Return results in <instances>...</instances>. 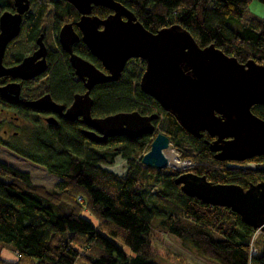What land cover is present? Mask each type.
<instances>
[{
  "label": "trees",
  "instance_id": "1",
  "mask_svg": "<svg viewBox=\"0 0 264 264\" xmlns=\"http://www.w3.org/2000/svg\"><path fill=\"white\" fill-rule=\"evenodd\" d=\"M116 1L153 32L178 24L202 47L214 44L240 63L254 60L264 65V17L243 22L250 4H264V0ZM53 4L59 5V1ZM42 12L43 7L28 19L39 24ZM111 12L103 6L92 9L101 19ZM73 18L70 14L60 20ZM59 68L55 70L57 96L64 98L76 88L65 78L63 63ZM135 84V79L123 74L115 82L100 85L93 91L92 116L158 114L155 128L170 143L176 142L183 160L192 161L193 168L186 172L213 184L237 185L244 190L264 182V168L259 167L264 158L239 163H254L259 167L255 169L215 161L203 140L188 135ZM251 112L264 120V105L253 106ZM77 127L64 123L52 131L36 128L26 144L8 146L16 156L43 167L58 183L47 190L32 184L28 173L0 162V247L10 248L18 257L16 262L0 257V264H159L157 259L184 264L180 257L183 249L210 264H264V236L254 240L255 230L238 215L183 195L175 184L180 173L141 166V157L158 131L133 140L114 137L95 143L84 138ZM203 137L208 138L206 133ZM117 157L127 165L122 177L100 167L112 165ZM155 185L156 191L151 189ZM155 227L181 251L157 246ZM251 248L256 251L254 256Z\"/></svg>",
  "mask_w": 264,
  "mask_h": 264
},
{
  "label": "water",
  "instance_id": "2",
  "mask_svg": "<svg viewBox=\"0 0 264 264\" xmlns=\"http://www.w3.org/2000/svg\"><path fill=\"white\" fill-rule=\"evenodd\" d=\"M66 1L81 14L76 25L82 41L108 71L105 75L71 53V66L75 75L86 81L87 91L75 95L63 117L67 120L82 117V122L93 131L83 132L88 140L101 143L113 137L135 139L154 135L158 114L120 112L103 118L90 115L91 88L117 81L130 59H140L145 63L139 81L141 92L173 116L187 134L199 139L205 132L215 138L209 149L217 153V161L240 163L264 156V120L251 112L253 106L264 105L263 64L254 60L240 63L214 44L202 47L178 24L153 32L116 0ZM14 4L15 14L3 12L0 16V75L32 79L45 70L44 59L35 63L44 54L40 41L38 51L18 67L6 70L1 64L2 50L18 34L21 14L28 10L29 0H14ZM93 6H103L112 12L100 19L90 15ZM59 38L68 52L78 39L68 23L62 26ZM7 91L0 89L3 97ZM25 105L40 110H63L49 95ZM170 148L167 136L159 132L149 151L141 157V164L158 171L169 168L164 152ZM177 172L180 174L175 184L183 195L205 205L229 209L242 223L264 235V182L244 190L237 185L213 184L191 172Z\"/></svg>",
  "mask_w": 264,
  "mask_h": 264
},
{
  "label": "flooded vegetation",
  "instance_id": "3",
  "mask_svg": "<svg viewBox=\"0 0 264 264\" xmlns=\"http://www.w3.org/2000/svg\"><path fill=\"white\" fill-rule=\"evenodd\" d=\"M35 1L37 3L33 4V2L29 0L28 10L21 14L18 34L4 46L1 54V64L4 69L8 70L18 67L24 59L29 58V56L36 53L40 48L41 43L44 47L43 56L40 55L39 58L35 60V63H38L41 59H44L45 61V70L40 75L32 79H22L20 77H12L10 75H0V89L7 88L8 90L4 95L5 97H3L0 93V103L4 104L0 105V146L6 148L7 150H9L8 146L10 147L13 145L17 147L19 144H26L29 135L33 133V129L41 128V130L52 131L53 128H61L64 123L73 124L76 127L79 125V127H77L78 130L84 138L88 140L83 132L93 131L82 122V117L79 116L73 120H67L63 117L66 110L73 103L75 95H83L87 91L86 81L79 79L75 75V70L71 66V53L90 63L99 72L105 75L108 74V71L105 69L102 62L97 59L94 54H92L87 45L81 39V30L76 25V23L80 20L81 14L77 11V9L66 0H53L52 2L50 0ZM57 1H59V5L53 4L54 2L57 3ZM41 7H43V12L41 14L40 23L38 24L36 21L29 20L28 17H32L33 15L36 16L39 8ZM16 11L17 9L14 4V0H0V16L3 12L15 14ZM70 14H72L75 18L65 21L62 19L60 20L62 16L68 17ZM90 15H95L92 13V10ZM47 16L49 17L50 24L52 26V41L48 40L46 34L47 25L45 23V19ZM67 23L72 25V28L78 37V39L72 43L71 52H68L63 48L59 38L62 26ZM98 28L101 29L102 26L99 25ZM38 41L41 43L39 44ZM60 62L64 65L63 70H65L67 75L65 78L69 79L71 87L76 88L75 91H72L69 96H65L64 98L57 96V74H55V70L56 72L57 68L61 70V68H59ZM144 71V61L140 59H130L125 64L120 77L125 74L131 79H135V86L137 85L140 90L139 81ZM107 83L97 84L90 90V98L92 100L90 115L92 118H103L92 116L93 91L97 90L100 85H106ZM36 86H42L39 93L33 90ZM15 90L17 93L14 92ZM47 95L50 96L51 100L56 105L63 108L61 112L46 109L40 110L25 105L26 103L34 102ZM4 106H9V108ZM48 120H51V122ZM204 133L205 132L202 133V136L199 139L203 140L205 146L208 148L210 153H212L214 160L217 161L215 159L217 153L212 152L209 149V145L215 140V138L210 137L206 133L208 136L206 139L203 137ZM258 158L263 159L264 156H259ZM259 165L260 168H264V163H260Z\"/></svg>",
  "mask_w": 264,
  "mask_h": 264
},
{
  "label": "rangeland",
  "instance_id": "4",
  "mask_svg": "<svg viewBox=\"0 0 264 264\" xmlns=\"http://www.w3.org/2000/svg\"><path fill=\"white\" fill-rule=\"evenodd\" d=\"M45 23L47 25L46 27V34H47V38L49 41H52L53 39V31H52V26L50 24V20L49 17L47 16L45 19ZM42 89V86H36L35 88H33L34 91L38 92ZM159 113V112H156ZM161 119H162V115H161ZM156 131L160 132L159 128L156 127L155 128ZM171 148L169 150H167L166 152H164V156H167L169 158H172L174 156H177L179 158V160L183 163V164H188L187 162H190V160H183L182 159V151L176 147V142H171ZM185 145H182L181 148H184ZM175 158V157H174ZM0 162L6 163L9 166H12L22 172H26L29 174L30 176V180L32 182V184L37 185V186H41L44 187L47 190H53L55 188V185L58 183V179L50 174L47 173V171L40 166H37L23 158H20L18 156H16L15 154L11 153L9 150H7L6 148L0 146ZM192 164V161L190 162ZM141 166H143L141 164ZM100 167L104 170H107L119 177H122L126 174L127 171V165L124 159H122L121 157H117L112 165H100ZM192 166H190L189 168H185V169H181V170H177L179 172H183L186 170H190ZM166 170H171V171H176V169L174 170V168H167L165 170H161V171H166ZM8 178H5L4 180H6ZM154 191H156L158 189V186L155 185V187L151 188ZM152 190V191H153ZM80 200V198H78V201ZM84 215L86 217H88L94 224H97L92 217H90L87 213H84ZM154 230L157 232V234L159 235V241L157 242V246H162L165 247V249L168 251V249L173 246L174 250H179L181 251L179 248V246L171 240V238L168 237V235L161 231L158 227H155ZM261 236H264L262 233H258L257 230H255V233L253 235V239H259ZM262 238V237H261ZM164 243V245H163ZM126 254L130 255L129 251L127 248H124ZM181 256L183 258V262H185L184 264H210L207 263L205 261H202V259H200L197 255H195V253H193L192 251H187V250H182L181 251ZM0 257L6 261H11V262H16L18 260L17 255L15 254L14 251H12L10 248H5V247H0ZM159 261V264H171L170 262H165L162 259H157ZM76 264H81L79 262H77Z\"/></svg>",
  "mask_w": 264,
  "mask_h": 264
},
{
  "label": "crops",
  "instance_id": "5",
  "mask_svg": "<svg viewBox=\"0 0 264 264\" xmlns=\"http://www.w3.org/2000/svg\"><path fill=\"white\" fill-rule=\"evenodd\" d=\"M252 17H258V18L264 17V4L257 1H253L249 6L248 12L245 14V18L243 22H246L248 19H251Z\"/></svg>",
  "mask_w": 264,
  "mask_h": 264
},
{
  "label": "bare ground",
  "instance_id": "6",
  "mask_svg": "<svg viewBox=\"0 0 264 264\" xmlns=\"http://www.w3.org/2000/svg\"><path fill=\"white\" fill-rule=\"evenodd\" d=\"M175 157V158H174ZM173 159L172 158H169L167 156H165L166 160H167V163H168V166L169 168H174V170L176 169L177 170H181V169H185V168H189L190 165L189 164H183L179 158L177 156H174Z\"/></svg>",
  "mask_w": 264,
  "mask_h": 264
},
{
  "label": "built area",
  "instance_id": "7",
  "mask_svg": "<svg viewBox=\"0 0 264 264\" xmlns=\"http://www.w3.org/2000/svg\"><path fill=\"white\" fill-rule=\"evenodd\" d=\"M187 163L190 166L193 167V164H191L190 162H187ZM228 166L229 167H233V168H240V167H242L243 169H255V167H256L254 163H247L246 165H242V166L239 165V163H228ZM257 232L260 233L259 231H257ZM250 253H251V255L254 256L256 254V251L253 248H251Z\"/></svg>",
  "mask_w": 264,
  "mask_h": 264
}]
</instances>
